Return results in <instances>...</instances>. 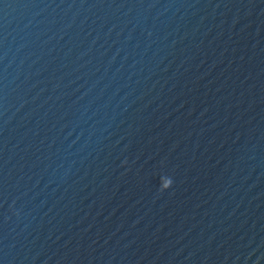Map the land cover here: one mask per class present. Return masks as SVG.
Here are the masks:
<instances>
[{
  "label": "water",
  "instance_id": "95a60500",
  "mask_svg": "<svg viewBox=\"0 0 264 264\" xmlns=\"http://www.w3.org/2000/svg\"><path fill=\"white\" fill-rule=\"evenodd\" d=\"M0 264H264V0H0Z\"/></svg>",
  "mask_w": 264,
  "mask_h": 264
},
{
  "label": "clouds",
  "instance_id": "9594fccd",
  "mask_svg": "<svg viewBox=\"0 0 264 264\" xmlns=\"http://www.w3.org/2000/svg\"><path fill=\"white\" fill-rule=\"evenodd\" d=\"M163 183H160V190H167L173 183L172 179L168 176H163Z\"/></svg>",
  "mask_w": 264,
  "mask_h": 264
}]
</instances>
